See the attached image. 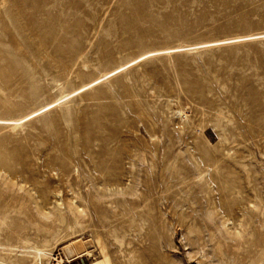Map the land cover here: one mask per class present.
<instances>
[{
  "label": "rangeland",
  "instance_id": "obj_1",
  "mask_svg": "<svg viewBox=\"0 0 264 264\" xmlns=\"http://www.w3.org/2000/svg\"><path fill=\"white\" fill-rule=\"evenodd\" d=\"M0 264H264V0H0Z\"/></svg>",
  "mask_w": 264,
  "mask_h": 264
},
{
  "label": "bare ground",
  "instance_id": "obj_2",
  "mask_svg": "<svg viewBox=\"0 0 264 264\" xmlns=\"http://www.w3.org/2000/svg\"><path fill=\"white\" fill-rule=\"evenodd\" d=\"M138 61H139V60H138ZM130 65H131V64H130ZM128 66H129V65H128ZM128 66H127V67H128ZM121 70H122V69L116 70V71H114V72H112V73L106 75L105 77H106V78H108V77H112V76L118 74ZM104 79H105V78H102V79L96 80V81H94L93 83L88 84L87 86H84L83 88L79 89L78 91H76V92H74V93H72V94H69L68 96H66V97H65L64 99H62V100H64V101H65V100H68V99H70V98H72V97H74V96H76V95H78V94H80V93H82V92H84V91L90 89L91 87H93V86H95V85L101 83ZM58 104H59V103H54V104H52V105L46 107L44 110H41V111L37 112L36 114H34L33 116H31L30 118H33V117H35V116H38V115H40V114H42V113H44V112H46V111H48V110H50V109L56 107ZM28 120H29V118H28Z\"/></svg>",
  "mask_w": 264,
  "mask_h": 264
}]
</instances>
